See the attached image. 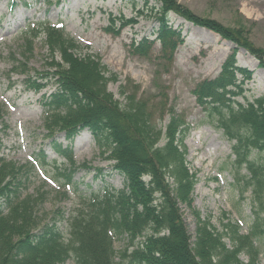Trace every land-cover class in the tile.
<instances>
[{"label":"rangeland","instance_id":"374dc122","mask_svg":"<svg viewBox=\"0 0 264 264\" xmlns=\"http://www.w3.org/2000/svg\"><path fill=\"white\" fill-rule=\"evenodd\" d=\"M175 1L199 17L243 27L264 48V0ZM159 8L156 0H0V179L9 181L16 193L10 217L15 227L30 221L55 224L63 231L71 214L82 207L80 197L124 185L122 175L110 171L109 152L98 148L90 133L83 132L72 143V184L57 174L72 164L48 147L47 133L53 129L41 101L55 83L36 75L80 65L89 55L113 99L122 105L137 103L160 134L171 119L187 124L182 146L194 183L189 203H179V212L190 241L200 221L220 233L227 224L237 225L241 234L249 232L251 188L242 191L243 180L235 179L247 173L234 171L231 142L206 121L192 95L198 82L218 73L233 45L170 12L166 19L182 40L164 54L157 38ZM236 59L252 71L245 82L247 95L264 94V68L243 49ZM28 76L33 89L25 86ZM43 153L45 162L40 160ZM250 158L264 164V151H253ZM99 169L103 174L95 176ZM222 240L231 248L227 237ZM122 246L114 242L116 250ZM256 248V263L264 264V235ZM237 259L249 260L244 252ZM60 264L74 263L67 259Z\"/></svg>","mask_w":264,"mask_h":264},{"label":"trees","instance_id":"16d2710c","mask_svg":"<svg viewBox=\"0 0 264 264\" xmlns=\"http://www.w3.org/2000/svg\"><path fill=\"white\" fill-rule=\"evenodd\" d=\"M156 3L160 7L155 17L157 38L164 54L173 52L182 40L180 31L166 19L170 12L233 45L219 72L198 82L192 94L206 121L232 143L234 171L238 174L242 168L247 173L235 179L243 180L242 191L251 188L253 222L249 232L241 234L237 225L227 224L228 229L220 233L209 222L200 221L195 240L190 241L179 212V203H189L194 183L182 146L187 124L182 118L171 119L160 134L149 113L137 103L122 105L113 99L106 80L87 55L80 65L36 75L41 81L54 79L55 83L51 96L41 101L53 129L47 133L48 146L72 164V169L57 173L72 184V143L88 131L96 145L109 152L110 171L122 175L123 188L107 187L80 197L83 205L71 214L63 231L55 224L30 221L20 228L10 218L16 193L9 181L1 178L0 264H60L67 259L74 264H257L256 244L262 243L264 235V164L250 156L253 151H264V94L247 95L245 82L252 72L238 65L236 54L243 49L264 68V48L256 46L243 27L229 28L199 17L175 0ZM27 79L25 86L33 89L34 80ZM40 160L45 162L44 153ZM98 171L95 176L103 174ZM115 240L123 242L120 250L114 248ZM240 252L248 255L247 262L237 259Z\"/></svg>","mask_w":264,"mask_h":264}]
</instances>
